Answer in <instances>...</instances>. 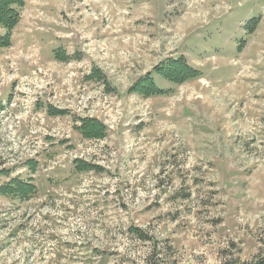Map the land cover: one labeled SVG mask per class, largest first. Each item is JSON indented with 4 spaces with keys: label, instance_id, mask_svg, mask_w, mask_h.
<instances>
[{
    "label": "rangeland",
    "instance_id": "374dc122",
    "mask_svg": "<svg viewBox=\"0 0 264 264\" xmlns=\"http://www.w3.org/2000/svg\"><path fill=\"white\" fill-rule=\"evenodd\" d=\"M23 2L0 50V264H264V0ZM176 60L196 78L157 75Z\"/></svg>",
    "mask_w": 264,
    "mask_h": 264
},
{
    "label": "trees",
    "instance_id": "16d2710c",
    "mask_svg": "<svg viewBox=\"0 0 264 264\" xmlns=\"http://www.w3.org/2000/svg\"><path fill=\"white\" fill-rule=\"evenodd\" d=\"M23 6V0H0V28L4 31V33L0 35V50L10 47L11 33L19 23ZM157 75L173 83H178L179 81L187 78H196L197 76L194 70L187 67L179 60L168 62L160 69ZM144 81L146 83L143 84V88L144 92L147 94L152 92L157 93L160 91L151 81ZM85 126L86 125L80 127L82 135L92 138L99 137L101 135V132H99L94 125L93 127ZM82 128L84 129L83 131ZM31 191L32 187L30 185L12 180L4 186L3 189H1V194L2 196L12 200L23 201L28 196H31Z\"/></svg>",
    "mask_w": 264,
    "mask_h": 264
}]
</instances>
